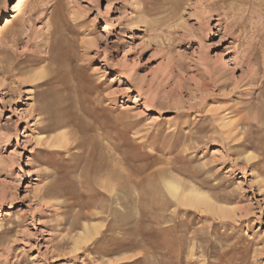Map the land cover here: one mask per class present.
Returning a JSON list of instances; mask_svg holds the SVG:
<instances>
[{
	"label": "rangeland",
	"instance_id": "rangeland-1",
	"mask_svg": "<svg viewBox=\"0 0 264 264\" xmlns=\"http://www.w3.org/2000/svg\"><path fill=\"white\" fill-rule=\"evenodd\" d=\"M211 1L0 0V264H264V0Z\"/></svg>",
	"mask_w": 264,
	"mask_h": 264
},
{
	"label": "bare ground",
	"instance_id": "bare-ground-1",
	"mask_svg": "<svg viewBox=\"0 0 264 264\" xmlns=\"http://www.w3.org/2000/svg\"><path fill=\"white\" fill-rule=\"evenodd\" d=\"M148 1V0H147ZM209 3H210V1H208ZM219 2H223V4H227V2H226V0H212L211 1V3H219ZM230 3H231V1H230ZM231 5V4H230ZM224 6V5H223ZM153 9V8H152ZM9 13H8V11H6V13H5V15H8ZM4 20V16H3V14H0V22L1 21H3ZM9 31H11V30H9ZM14 58V57H13ZM49 72H51V70L49 71ZM45 70H40V71H37V72H35V74L33 75L35 78L34 79H43L44 77H45ZM67 134L66 133H63L62 134V138L61 139H63V140H65V139H67L68 138V136H66ZM64 142V141H63ZM66 142V141H65ZM64 142V144L65 145H67V144H69L68 142V139H67V143H65ZM60 143H62V141L60 142ZM57 145V144H56ZM58 145H60V144H58ZM62 145V144H61ZM60 145V146H61ZM64 146V145H63ZM68 146V145H67ZM250 159V158H249ZM164 174H165V172H164ZM115 176V177H114ZM116 177H118V176H116L115 174H110L109 173V175L108 176H106L105 177V179H104V182H105V187L108 185V183H107V181L109 182V181H119ZM115 183V184H119L120 185V183L118 182V183ZM126 183V182H125ZM136 183V182H135ZM124 183H122L121 185H123ZM165 184H166V188H167V190H168V192L174 197V198H176L177 199V201H179V202H181V204H183V205H186V206H191V207H202V206H204L205 208H206V210L207 211H209V212H213L215 215H219V217H225V218H227V216L228 215H230V213H231V209L230 208H233V207H227V206H220V208H219V206L218 207H216L217 205L214 203V199L209 195V194H207V193H202V192H200L195 186H193V185H188V184H186V183H184V182H181V181H179V180H176V179H170L169 181H165ZM109 185H110V182H109ZM112 185H113V183H112ZM118 185V186H119ZM104 186V185H103ZM107 187H109V186H107ZM111 187V186H110ZM113 187V186H112ZM117 187V186H116ZM116 187H114V189L112 188V190L109 192V193H111V195L115 192V190H118L119 188H117L116 189ZM128 187V186H127ZM124 188V187H123ZM139 188V187H138ZM107 189V188H106ZM108 189V190H109ZM120 189H122L121 188V186H120ZM108 192V191H107ZM128 193V192H127ZM114 195V194H113ZM120 195V194H119ZM110 197V196H109ZM108 197V198H109ZM121 197V196H120ZM119 197V198H120ZM118 198V197H117ZM113 199V198H112ZM114 199H115V197H114ZM122 200V199H121ZM142 200V199H141ZM110 201V200H109ZM118 201H119V199H118ZM120 202V201H119ZM122 203V202H121ZM118 204H120V203H118ZM121 205V204H120ZM111 206V205H110ZM96 207V206H95ZM234 209V208H233ZM105 211V210H104ZM116 211H117V209H116ZM136 211V210H135ZM232 211H234V210H232ZM112 212H113V210H112ZM136 213V212H135ZM143 214H145V213H143ZM137 218V217H136ZM144 219V218H143ZM108 224V223H107ZM103 226V225H102ZM141 226V225H140ZM84 231L83 232H81L80 234H79V237H78V242H79V240H80V238H83V239H86V241H88V240H92L95 236H97L99 233H100V228L99 227H97L96 225H93V226H91V225H87V224H85L84 225ZM77 242V243H78ZM95 243V242H94ZM78 245V244H77ZM76 245V246H77Z\"/></svg>",
	"mask_w": 264,
	"mask_h": 264
}]
</instances>
